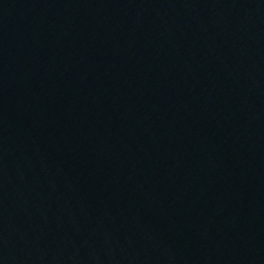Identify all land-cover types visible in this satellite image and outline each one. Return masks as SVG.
Segmentation results:
<instances>
[{
	"label": "water",
	"instance_id": "obj_1",
	"mask_svg": "<svg viewBox=\"0 0 264 264\" xmlns=\"http://www.w3.org/2000/svg\"><path fill=\"white\" fill-rule=\"evenodd\" d=\"M0 264H264V0H0Z\"/></svg>",
	"mask_w": 264,
	"mask_h": 264
}]
</instances>
